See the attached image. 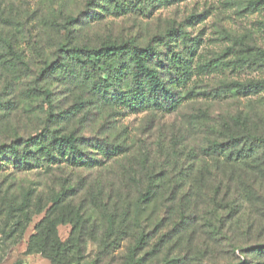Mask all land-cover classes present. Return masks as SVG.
Wrapping results in <instances>:
<instances>
[{"label": "rangeland", "instance_id": "374dc122", "mask_svg": "<svg viewBox=\"0 0 264 264\" xmlns=\"http://www.w3.org/2000/svg\"><path fill=\"white\" fill-rule=\"evenodd\" d=\"M106 1L97 0L99 5ZM255 1L156 0L143 9V0H133L126 11L106 3L100 7L101 21L92 22L87 21L93 9L91 0H0V8L12 20L5 32L16 37L27 63L24 70L0 65V143H9L16 136L26 138L45 128L74 132L93 142L123 143L126 150L94 168L61 166L48 172L16 171L5 162L0 165V197L7 195L20 202L23 194L29 192L34 208L37 203H46L52 192L70 185L76 194L70 193V199L75 203L84 201L89 205V192L96 196L102 189L110 197L120 194L119 200L124 204L131 201L137 187H144L145 173H166L167 178L174 176L175 180L178 171L185 172L188 164L198 167L204 161L208 163L199 150L218 135L214 130L223 119L229 121L235 114H248L251 122L258 124L261 119L264 127V91L245 97L217 95L226 81L264 78V67H232L235 50L264 52V0ZM68 16L74 17V22L67 23ZM171 27L185 30L193 38V67L214 59L223 64L219 65L223 68L212 69L208 74L194 69L187 85L199 92L197 98L174 112H127L101 107L74 83L59 75L43 77L40 73L45 60L62 61L56 58L60 42L97 45L112 40L145 45ZM66 28H72L70 34H66ZM46 89L50 91L48 96L44 95ZM210 170L218 172L217 181H212L214 177L209 172L204 196L197 188L188 196L184 234L192 237V244L205 253L194 264H237L245 259L243 251L264 243V174L256 177L249 176L252 173L245 169L239 172L244 184L238 194L233 191L236 182L225 180L219 174L220 168L211 166ZM230 201L239 215L229 217L225 204ZM50 206L48 203L31 217L22 235L16 233L6 239L0 233V264H49L40 255H26L24 251L35 225ZM87 214L91 219L99 217L90 206ZM217 224L222 229L221 234L215 235ZM70 231L69 223L57 227L61 240ZM130 242L120 243L113 252L115 260ZM96 250L95 243L88 244L89 256ZM147 264H160V257Z\"/></svg>", "mask_w": 264, "mask_h": 264}, {"label": "trees", "instance_id": "16d2710c", "mask_svg": "<svg viewBox=\"0 0 264 264\" xmlns=\"http://www.w3.org/2000/svg\"><path fill=\"white\" fill-rule=\"evenodd\" d=\"M132 1L107 0L106 3L113 9L126 11ZM143 1V9H147L156 0ZM165 1L173 3L175 0ZM106 3L99 5L97 0H91L93 9L87 21H101L103 13L100 7ZM7 15L0 8V65L16 70L27 69L16 37L5 32L7 24L12 21ZM74 20V17L68 16L67 23ZM70 29L66 28V34L71 33ZM192 40L185 30L171 27L164 35L154 36L152 42L145 45L112 40L97 45L60 42L56 58H62V61L45 60L40 73L43 77L59 75L65 81L74 83L88 95L90 101L101 107L127 112L149 110L171 113L197 98L199 92L194 86L187 85L192 81L194 69L208 74L212 69L223 68L219 66L223 64L218 59L200 62L193 67L190 54L194 46ZM235 51L233 68L264 67V52ZM263 91L264 78L232 80L220 85L217 95L245 97ZM49 94V90H44L45 96ZM262 123L261 119L258 124L251 122L248 114H235L229 121L223 119L220 127L214 130L218 135L199 150L209 160L208 163L204 161L198 167L188 164L185 172L178 171L175 180L174 176L167 178L166 173H145L144 187H137L131 201L124 204L119 200L120 194L110 197L102 189L96 192V196L89 192V205L84 201L75 203L70 199V193L76 195L70 185L52 192L46 203H37L34 208H31L29 192L23 194L20 202L3 195L0 197V233L6 239L16 233L22 235L31 217L51 203L28 238L24 251L26 255H40L49 264H147L157 257H160V264L198 263L205 253L202 254L192 244V237L184 234L188 196L196 188L197 191L202 190L204 196L209 172L210 177H214L212 181H217L218 172H212L211 166L220 168L219 174L225 180L236 182L233 191L238 194L244 184L239 172L245 169L250 171L247 173H252L249 176L264 174ZM125 152L123 143L109 140L93 142L74 132L61 133L60 130L43 128L26 138L16 136L9 143H0V165L6 162L16 171L39 169L43 172L61 166L94 168ZM181 173H185L186 177L183 178ZM255 176L254 180L257 179ZM185 184L187 189L183 191ZM232 202L225 204L229 217L240 214ZM88 206L98 212V218L88 216ZM65 223L71 225V231L66 239L61 240L57 227ZM218 225H215V235L221 234L222 227ZM124 240L132 242L115 260L113 252ZM89 243L97 245V250L90 256L87 254ZM243 252L245 259L237 264H264V243L253 245Z\"/></svg>", "mask_w": 264, "mask_h": 264}]
</instances>
